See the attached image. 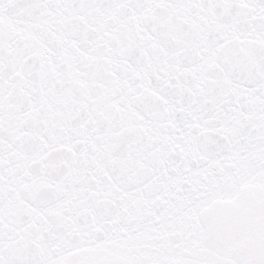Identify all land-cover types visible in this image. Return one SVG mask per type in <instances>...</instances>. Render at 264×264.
<instances>
[{"label": "snow or ice", "instance_id": "6c2138e0", "mask_svg": "<svg viewBox=\"0 0 264 264\" xmlns=\"http://www.w3.org/2000/svg\"><path fill=\"white\" fill-rule=\"evenodd\" d=\"M0 264H264V0H0Z\"/></svg>", "mask_w": 264, "mask_h": 264}]
</instances>
